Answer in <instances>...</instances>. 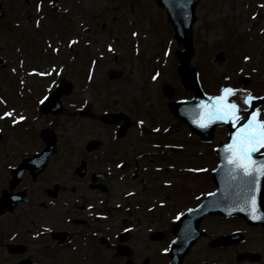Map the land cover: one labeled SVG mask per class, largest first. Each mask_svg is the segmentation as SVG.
<instances>
[{"label":"rangeland","instance_id":"1","mask_svg":"<svg viewBox=\"0 0 264 264\" xmlns=\"http://www.w3.org/2000/svg\"><path fill=\"white\" fill-rule=\"evenodd\" d=\"M3 6L7 15L0 21V41L16 42L21 49L29 46L24 68L31 71L36 67L46 73L42 80L47 95L58 83L57 75L70 81L73 90L72 95H64L59 113L39 118L38 124L55 131L57 142L55 154L37 183L75 184L74 168L86 158L78 148L90 139H100L105 148L93 153L102 156L100 166L117 169L121 160L128 163L126 170L111 178L113 187L108 196L112 214L107 225L114 231L129 226L137 256L150 255L151 264L163 263L165 249L161 247L166 239L157 240L154 248L152 241L148 245L149 233L171 232L177 216L214 189L211 171L218 162L214 147L227 134L225 127H217L212 140L202 142L173 114L172 103L191 98L193 91L181 82L176 52L183 44L174 38L165 10L155 0H59L58 10L52 9L51 0H3ZM195 9L191 30L194 51L189 62L202 90L213 97L222 87L247 89L262 100L257 108L264 119V0H199ZM246 56L250 59L245 60ZM9 70L0 69L4 96L7 88L18 84ZM156 73L159 76L154 81ZM244 98L243 92L231 97L240 105L241 115L248 116L251 111ZM105 111L129 116L131 124L121 138L116 136V125L100 121ZM21 135L2 128L3 139ZM173 145L180 149L173 150ZM10 163L12 160L0 156V188ZM119 202L123 203L120 207ZM148 206L165 207L153 212ZM37 213L50 221L49 208ZM10 222L8 216L0 220L1 245L11 232ZM22 228L23 218L15 225V229ZM201 228V238L188 251L190 258L201 254L208 259L218 257L221 264H236L241 251L253 250L262 255L259 264H264V226L250 227L239 216L209 215ZM232 231H241V244L210 248L215 237ZM113 254H99L86 264H120V258ZM44 257L45 264H82L75 254L68 260L63 256L62 261L51 260L54 254L50 252ZM12 258L1 246L0 262Z\"/></svg>","mask_w":264,"mask_h":264},{"label":"flooded vegetation","instance_id":"2","mask_svg":"<svg viewBox=\"0 0 264 264\" xmlns=\"http://www.w3.org/2000/svg\"><path fill=\"white\" fill-rule=\"evenodd\" d=\"M6 15L5 12L0 21L5 19ZM27 47L29 46H23L21 49L16 42L4 43L0 41V69L10 68L8 73L13 80L16 79L18 82L17 87L12 88L10 86L7 88L5 93L8 97L0 92V106L2 107L0 109V133L2 134V128L5 127L12 132L16 130V132L23 134L5 139L0 134V156L6 160H12V163L7 165L8 174L2 181V184L5 182L4 185L0 188V209L6 207L5 211L0 212V220L5 216L10 217L11 232L6 236L5 243L1 245L0 242V247L3 246L4 250L13 256L12 260L0 262V264H12L22 260L31 261L32 264H45L46 257L44 256L49 252L51 255L54 254V258H51L53 261H62L63 256L68 260L75 254L82 264H86L87 260L94 261V258L99 254L109 255L114 252L120 258V264H151L150 255L141 256L138 254L137 256L138 247H136V242L132 240L133 232L129 226L123 225L119 230L114 231L110 224L107 225L112 214L108 196L113 187L111 178L113 179L116 172L126 170L128 163L126 160H121L117 169L100 166L98 160L102 156H93L95 151L105 148L100 139H90L85 142V147L78 148V150H82L86 158L79 160L74 168L73 177L77 179L75 184L54 183L48 186L46 183H37L55 154L57 142L55 131L45 127L44 123L38 124L39 118L59 113L64 104V95L69 96L73 90L70 81L57 75L55 79L59 81L52 88L51 93L47 95V86L42 80L47 77L46 73L36 67H32V72L24 68L27 64ZM30 54L32 58L36 59L35 54ZM37 58L38 63H41L40 56ZM15 59L16 65L14 66ZM37 69L38 72L35 71ZM35 78L38 80L33 81ZM40 91L41 93L38 94ZM5 112H12L13 115L4 117ZM20 116H23L24 119L13 123V120ZM122 122L123 120L116 125L117 129ZM32 124H34L33 127ZM33 128L35 130L31 131ZM47 130L52 133L53 148L44 166L40 167L43 163V157L39 156L37 159L35 157L41 154L47 146V140L43 136ZM117 137L121 138L122 136ZM90 143L96 144L89 146ZM28 159L33 161H30L32 165L27 163L22 168ZM81 164H84V170L80 174L78 167ZM137 166V161H134L133 167L137 168ZM28 186L34 189H29ZM5 198H7V205L15 203L12 210L5 206ZM47 199H49L48 202L45 201ZM60 200L64 201V204ZM135 203L136 209H139L141 205L137 201ZM121 205L123 203L119 202L118 207ZM124 206H126L125 203ZM43 207L49 208L50 221L47 218H43V220L38 216L37 211L40 210L41 213ZM148 207L154 212L155 208L165 206ZM16 211L18 212L16 213ZM163 214L165 213L163 212ZM37 216L39 220H36ZM21 218H23V228L21 230L15 229L16 223L19 224ZM122 222L125 224V219ZM170 226L171 232L166 229L167 232L156 230L149 233L148 245H151L152 241L151 246L154 248L157 246V240L166 239L163 247H161L166 250L164 251L166 259L161 264H167L170 258L168 251L173 238V223ZM242 241L220 247H211L209 242V246L214 250L231 248L241 244ZM89 253L95 256L87 257ZM189 254L185 255L181 264H221L218 261L219 258L215 256L208 259L197 254L190 258ZM135 255L137 257H134ZM239 257L240 260H238ZM236 260V264L245 262L259 264L263 262L262 255L253 250L241 251L236 256Z\"/></svg>","mask_w":264,"mask_h":264},{"label":"water","instance_id":"3","mask_svg":"<svg viewBox=\"0 0 264 264\" xmlns=\"http://www.w3.org/2000/svg\"><path fill=\"white\" fill-rule=\"evenodd\" d=\"M199 0H156L157 4L166 9V15L168 21L173 26L174 37L178 42L183 43L184 48L179 50L177 57L179 60L178 72L182 81L187 88L191 89L194 93L192 98L187 100H179L173 102L172 109L175 116L181 118L185 121L189 127L197 133L202 141L209 142L212 139L213 129L217 126H226L227 128V138L226 141L220 142L217 147H215V154L219 157V162L217 166L212 171V178L215 181V190L208 194L202 202L195 208L187 210L173 226V232L175 238L172 243L170 250L171 260L169 264H179L183 255L187 252L189 247L193 244L196 238L200 235L198 230L199 220L208 213H219L223 216L239 215L243 217L249 224L261 223L264 225V218L252 219V214L250 212V206L245 203V197L247 192L244 188L240 187L237 182L232 181L228 175V169L226 167V161H224V146L230 142L231 134L235 131L230 123H225L222 121H217L212 123L207 128H200L196 124L192 123L193 119L198 118L197 105L201 101L211 102V97L204 94L200 85L195 71L191 67L189 60L193 54L192 46V25L195 21V8ZM56 7V0L53 1ZM2 14L1 0H0V15ZM261 100L259 98L254 99L251 104V108L255 109ZM103 120L114 123L120 118V114L108 113L103 116ZM129 122L126 117L124 123L120 126L118 134L122 135ZM44 138L47 140V146L45 150L37 155L35 159L43 157V163L40 167L44 166L49 155L52 153L53 148V136L50 131L43 133ZM96 143H90L89 146H94ZM254 158L264 159V153H255ZM42 159V158H41ZM31 159H28L23 165L30 163L32 165ZM84 170V164L78 167V172L81 174ZM264 177L260 178V189L257 193V215L264 217ZM5 206L12 208V205H7V198ZM6 210L1 208L0 212ZM240 239V234L235 232L232 235H225L220 237L213 242L214 245H226L230 242ZM17 247V246H16ZM15 264H31L28 261H22ZM128 264V263H127Z\"/></svg>","mask_w":264,"mask_h":264},{"label":"snow or ice","instance_id":"4","mask_svg":"<svg viewBox=\"0 0 264 264\" xmlns=\"http://www.w3.org/2000/svg\"><path fill=\"white\" fill-rule=\"evenodd\" d=\"M244 59L248 60L250 57L246 56ZM158 76L159 73H156L152 79L155 81ZM237 92L245 94L243 102L246 105L251 106L252 101L257 99L247 89L222 87L218 95L211 97L210 103L201 101L196 106L198 118L193 119L192 123L200 128H207L217 121L230 123L233 126L235 131L231 134L230 142L224 146V161L228 175L232 181L246 190L245 203L250 206L252 219H260L264 217L257 215V193L260 189V178L264 177V159L257 160L254 154L264 149V119L260 118L261 112L258 108L250 115L242 116L240 105L231 99ZM12 115V112L3 114L4 117ZM23 119V116L17 117L13 123ZM140 123L143 124V121Z\"/></svg>","mask_w":264,"mask_h":264}]
</instances>
